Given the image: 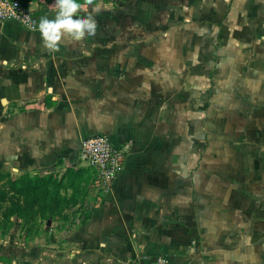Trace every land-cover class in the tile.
I'll use <instances>...</instances> for the list:
<instances>
[{"label": "crops", "instance_id": "obj_1", "mask_svg": "<svg viewBox=\"0 0 264 264\" xmlns=\"http://www.w3.org/2000/svg\"><path fill=\"white\" fill-rule=\"evenodd\" d=\"M35 14V27L0 21V103L25 105L0 119V166L46 173L80 161L82 140L97 133L129 145L112 187L84 222L56 225L41 264H144L159 255L264 264V105H252L236 142L207 147L199 126L191 138L183 69L129 61L120 47L112 57L108 36L94 46L65 33L49 50L38 25L52 13Z\"/></svg>", "mask_w": 264, "mask_h": 264}, {"label": "rangeland", "instance_id": "obj_2", "mask_svg": "<svg viewBox=\"0 0 264 264\" xmlns=\"http://www.w3.org/2000/svg\"><path fill=\"white\" fill-rule=\"evenodd\" d=\"M21 1L34 13H52L49 17L58 10L56 0ZM80 4L77 14L96 21L95 33L85 37L88 45H104L108 36L112 57L120 47L129 61H163L172 65L169 72L183 69L189 81L191 138L199 126L207 147L236 142L252 105H264V0H80ZM24 106L0 103V119ZM24 172L53 174L60 183L58 200H47L34 218L9 219L3 214L10 203L0 202V262L5 264H41V247L53 249L49 245L57 238L56 225L85 221L89 208L106 191L81 161L43 174L0 166V189L8 187L10 176Z\"/></svg>", "mask_w": 264, "mask_h": 264}, {"label": "built area", "instance_id": "obj_3", "mask_svg": "<svg viewBox=\"0 0 264 264\" xmlns=\"http://www.w3.org/2000/svg\"><path fill=\"white\" fill-rule=\"evenodd\" d=\"M15 20L29 27L36 26V14L21 0H0V21ZM129 145L115 144L104 133L85 137L79 149V159L100 181L102 187L109 190L125 166ZM144 264H173L166 255H159Z\"/></svg>", "mask_w": 264, "mask_h": 264}, {"label": "trees", "instance_id": "obj_4", "mask_svg": "<svg viewBox=\"0 0 264 264\" xmlns=\"http://www.w3.org/2000/svg\"><path fill=\"white\" fill-rule=\"evenodd\" d=\"M7 184L6 189H0V202L10 203V208L3 214L7 219L11 215L34 218L47 200H58L60 183L53 174L41 176L24 172L16 177L10 176ZM42 208L44 210L46 207Z\"/></svg>", "mask_w": 264, "mask_h": 264}, {"label": "clouds", "instance_id": "obj_5", "mask_svg": "<svg viewBox=\"0 0 264 264\" xmlns=\"http://www.w3.org/2000/svg\"><path fill=\"white\" fill-rule=\"evenodd\" d=\"M56 5L58 10L52 17L44 15L39 18L41 40L47 49L58 48L65 33L71 34L77 41L95 33V19L91 15L77 14L80 0H56Z\"/></svg>", "mask_w": 264, "mask_h": 264}]
</instances>
